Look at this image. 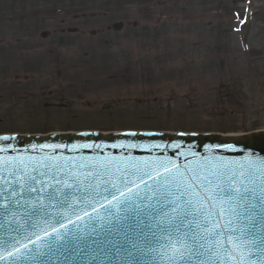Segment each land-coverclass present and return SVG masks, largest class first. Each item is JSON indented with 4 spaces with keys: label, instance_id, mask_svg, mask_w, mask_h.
<instances>
[{
    "label": "rangeland",
    "instance_id": "374dc122",
    "mask_svg": "<svg viewBox=\"0 0 264 264\" xmlns=\"http://www.w3.org/2000/svg\"><path fill=\"white\" fill-rule=\"evenodd\" d=\"M155 1L10 0L34 17L0 19V132L264 129V0H185L205 11L170 23L144 15ZM62 20L78 32L48 27ZM120 20L138 24L106 29ZM57 84L60 95L41 98Z\"/></svg>",
    "mask_w": 264,
    "mask_h": 264
},
{
    "label": "water",
    "instance_id": "95a60500",
    "mask_svg": "<svg viewBox=\"0 0 264 264\" xmlns=\"http://www.w3.org/2000/svg\"><path fill=\"white\" fill-rule=\"evenodd\" d=\"M113 28L117 30L120 26L113 25ZM129 132L142 135H124ZM3 137L12 139H0V257H3L0 264L11 262V257L7 255L9 249L2 243L10 235H14L9 233V228L23 222L26 209L40 205H43L46 214L42 213L36 218L39 227L34 230V243H29V248L41 246L38 251L46 252L47 245L43 242L51 240L56 248L63 251L66 239L76 238L81 243L74 242V251L63 256L57 252L51 258H30L33 264H41L44 260H47V264H234L241 252L247 264H260V257L264 255V223L257 224L260 217L255 212H245L244 207L236 203L232 207L237 209L239 215L230 216L225 213L221 220L222 226L235 229L231 233L232 240L227 243L229 252H206L202 257L170 262L168 257L173 255V248H179V244L173 238L172 247L167 246L169 238L162 229L168 224L172 213L169 209L167 214H161L158 200L168 188L169 181L165 179L168 174L160 168L158 170L161 176L158 177L156 171L160 161L167 164L172 159L177 165L183 163L182 159L177 160L173 156L171 148L165 150L163 147L182 143L184 147L179 151L185 154L192 145L197 146L198 156L205 153L206 149L213 148L217 153L209 152L207 155L210 160H219L221 157L225 161L242 160L245 165L251 164L252 171L257 172V169L264 167L263 130L239 135L80 131L0 135V138ZM155 143L161 144V149H153L152 145ZM132 144L139 147L132 148ZM97 145L98 148L95 147ZM121 145L128 147H120ZM227 146L236 147L243 152L220 151ZM19 161L29 165L24 169V179H20V172L15 167ZM180 171L183 172L182 167ZM133 172L136 175L130 177L132 180L144 175L145 183L139 184L132 193L120 198L122 201L127 200L125 204L99 201L92 206H85L81 203L80 196L90 184L102 187L108 180L119 184L120 177L130 176ZM171 173L176 175L175 168L171 169ZM145 174H151L153 179H147ZM33 176L35 180L31 179ZM5 180L8 181L7 185ZM21 184L24 185L23 195L6 200L5 196L9 193L4 191L5 188L19 192ZM30 188L37 191H30ZM66 193L71 195L64 203ZM17 198L20 200L19 206L15 204ZM205 207L210 206L206 203ZM212 210L218 212L219 204ZM228 220L232 223L225 224ZM137 221L141 224L142 232L129 233L130 241H135V247L132 242H125L117 251L108 243L95 242L110 239V234L115 230ZM213 246L212 243L207 245ZM20 251L25 250L21 248ZM22 261L24 263L21 264H30L29 259Z\"/></svg>",
    "mask_w": 264,
    "mask_h": 264
},
{
    "label": "snow or ice",
    "instance_id": "6c2138e0",
    "mask_svg": "<svg viewBox=\"0 0 264 264\" xmlns=\"http://www.w3.org/2000/svg\"><path fill=\"white\" fill-rule=\"evenodd\" d=\"M124 135L137 137L142 134L129 132ZM0 139L7 141L12 138L3 137ZM95 147L98 148L99 146ZM113 147H116V145H113ZM120 147L128 146L121 145ZM130 147L137 148L139 145L132 144ZM161 147L159 143L152 145L153 149H161ZM163 147L165 150L171 148L173 156L177 160H183L180 165H177L172 159H169L167 164L160 161L157 164L156 171L158 177L161 176V172L158 170L160 168H163L164 173L168 174L165 176V179L169 181L168 188L158 200L161 214H167L169 209L172 213L169 216L168 224L162 229L169 238L167 246L172 247L173 238L179 244V248L172 249L173 255L168 257L170 262L202 257L206 252H229L227 243L232 240L231 233L235 229H227L222 226L221 220L225 213L230 216L239 215L237 209L232 207L233 203L243 206L245 212H255L260 217V220L256 222L257 224L264 223V167L257 169L259 173L257 175V172L252 171L253 166L251 164L245 165L242 160L232 159L225 161L223 157L219 160H210L207 154L209 152L217 153V150L213 148L206 149L205 153L198 156L196 145L187 148V154L179 151L184 147L182 143L164 145ZM4 150L7 151L6 148ZM148 151H151V149H148ZM220 151L243 152V150L233 146L224 147ZM28 166L24 161H19V163L15 164L16 169L20 172V179H24V169ZM181 167L183 172L180 171ZM172 168L176 170L175 176L171 173ZM134 175H136L135 172L131 173L130 176L120 177L119 184L111 180L106 181L102 187L90 184L80 196L81 203L85 206H92L99 201H108L109 204L112 201H116L117 204H125L127 200L122 201L120 198L132 193L133 189L137 188L139 184L145 183L144 175L132 180L130 177ZM145 175L147 179H153L151 174ZM31 179L35 180L36 178L33 176ZM5 184H8L7 180H5ZM19 188V192L16 189L5 188L4 191L9 193V195L5 196V199L23 195L24 185H19ZM29 190L37 191L34 188ZM70 195L71 193L65 194L64 203L67 202ZM206 203L210 207H205ZM15 204L17 206L20 205L18 198L15 200ZM217 204H219V211L214 212L212 209ZM5 207L7 208L8 206L5 205ZM42 213L46 214L43 205L26 209L23 222H18L9 228V233H14V235H10L9 239L2 243L9 249L7 255L11 257V264H18V262L29 258L35 259L36 256L51 258L57 252H60L63 256L74 251V242L76 244L81 243L76 238H73V240L66 239L63 251L56 248L51 240L43 242V244L47 245L46 252L38 251L41 246L29 248L28 244L34 243L32 241V236L36 235L34 230L39 227L36 218L41 216ZM231 223V220L225 222V224ZM136 231L142 232L141 224L138 221L127 225L125 228L115 230L110 234V239L95 242L98 244L108 243L116 248L117 251L125 242H132L133 247H135V241H130L129 233ZM36 238L40 239L39 236ZM209 243L214 246L207 247ZM21 248L25 251L21 252ZM0 259H3V257H0ZM41 264H47V260L41 261ZM234 264H247L242 252L235 258ZM260 264H264V255L260 257Z\"/></svg>",
    "mask_w": 264,
    "mask_h": 264
},
{
    "label": "flooded vegetation",
    "instance_id": "af4514ba",
    "mask_svg": "<svg viewBox=\"0 0 264 264\" xmlns=\"http://www.w3.org/2000/svg\"><path fill=\"white\" fill-rule=\"evenodd\" d=\"M20 1V0H17ZM23 1V3H26L27 0H21V2ZM121 1H125V0H120ZM9 4H10V0H0V19L3 20H7V21H11L14 20L15 18H17L18 20H23V21H27L31 20L32 17H34L32 15V12H26L21 11L18 15H16L15 13L11 12V9L9 8ZM135 4L138 5L139 7H143L145 9H148L149 7H147L149 5V0H135ZM155 4L160 5L162 8L159 9L156 12H151V11H147L144 12V15L147 17L149 14H157L158 15V21L162 22L164 19L166 20V22L170 23L169 20H180L185 18V13L188 12L187 9H185V5L186 2L185 0H156ZM205 10H200V12H195V17L194 18H198L202 12H204ZM150 12V13H148ZM29 14V15H27ZM99 14H97L96 16H98ZM70 19L74 20V19H79L81 16L80 15H74L72 14V16H68ZM169 19V20H168ZM66 23L61 22V24H57V25H52V26H48L50 27L54 32H60V33H64V32H70L68 31L70 27H65ZM26 28V27H24ZM78 30V29H77ZM49 31H44V33H40V35L42 36L43 34L48 35ZM6 43L5 37H0V46H4ZM20 75H15L14 79L19 80ZM25 80L29 79V76L26 75ZM13 90H15V92L18 91V88H11ZM10 88H5L4 92H6L7 90H11ZM73 90V87L68 86L67 90H65L68 95H71V91ZM57 91L59 92V95L62 92V86L61 84H57V85H53V87L51 89H47L46 92L43 91V93L41 94V98L43 99V97H47L50 98L53 95H58ZM9 92V91H8ZM65 92V93H66ZM63 104V103H61ZM70 103H68V105H66V107H69Z\"/></svg>",
    "mask_w": 264,
    "mask_h": 264
}]
</instances>
